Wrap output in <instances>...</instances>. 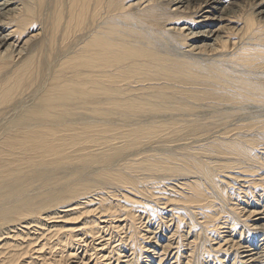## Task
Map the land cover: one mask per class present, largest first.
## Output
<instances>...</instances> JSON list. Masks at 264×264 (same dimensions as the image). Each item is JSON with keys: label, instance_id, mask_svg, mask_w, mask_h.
Listing matches in <instances>:
<instances>
[{"label": "bare ground", "instance_id": "obj_1", "mask_svg": "<svg viewBox=\"0 0 264 264\" xmlns=\"http://www.w3.org/2000/svg\"><path fill=\"white\" fill-rule=\"evenodd\" d=\"M0 264H264V0H0Z\"/></svg>", "mask_w": 264, "mask_h": 264}]
</instances>
